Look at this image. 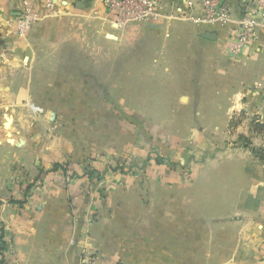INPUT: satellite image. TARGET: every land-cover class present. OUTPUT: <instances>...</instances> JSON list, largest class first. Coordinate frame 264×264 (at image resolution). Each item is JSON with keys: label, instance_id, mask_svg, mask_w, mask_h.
I'll return each instance as SVG.
<instances>
[{"label": "crops", "instance_id": "0c3cea01", "mask_svg": "<svg viewBox=\"0 0 264 264\" xmlns=\"http://www.w3.org/2000/svg\"><path fill=\"white\" fill-rule=\"evenodd\" d=\"M248 1L253 2L225 0L229 21L221 24L201 21V0H159L157 19L123 23L104 0H0V224L12 239L9 264H81L86 258L97 264H205L199 258L206 255L227 258L212 264H264V196L258 204L248 203L251 206L244 207L239 217L212 216L211 233L205 231L204 222L171 217L163 234L145 238L164 241L147 254L131 248L143 237H124L125 229L116 234L111 220L92 207L70 218L68 208L59 206L61 200L45 198L43 188L37 189L41 199L22 200L26 178L38 177V164L48 156L62 159L60 151L66 145L53 137L54 144L50 141L46 150L44 116L29 117L28 103L46 111L41 98L45 81L89 78L79 75L91 74L94 25L106 17H111L119 35L132 29L138 48L155 49L152 58L165 65L166 80L186 85L195 81L198 96L234 101H227L222 109L232 114L246 109L238 98H259L247 109L264 115V28L255 29L250 43L235 39ZM25 10L34 19L19 28ZM246 166L258 170L253 162ZM15 198L20 200L10 201ZM88 212L96 216L89 218ZM206 243L211 250H206Z\"/></svg>", "mask_w": 264, "mask_h": 264}, {"label": "rangeland", "instance_id": "374dc122", "mask_svg": "<svg viewBox=\"0 0 264 264\" xmlns=\"http://www.w3.org/2000/svg\"><path fill=\"white\" fill-rule=\"evenodd\" d=\"M101 21L94 25L91 74L79 75L89 78L45 81L46 111L28 103L29 117L44 116L46 150L53 137L66 147L62 159L48 156L38 164L39 178L25 177L22 200L41 199L37 189L43 188L45 198L61 200L70 218L92 207L111 220L116 234L125 229L124 237H143L131 248L144 254L163 245L145 238L163 234L171 217L204 222L211 233L212 216L239 217L248 203L258 204L264 196V115L247 105L259 98H238L246 109L224 112V104L234 101L198 96L195 81L166 80L165 65L152 58L155 49L138 48L132 29L119 35L111 17ZM54 107L60 111L48 112ZM249 162L260 171L248 169ZM5 240L10 245L0 264L12 259L8 233ZM199 259L212 264L227 258Z\"/></svg>", "mask_w": 264, "mask_h": 264}, {"label": "built area", "instance_id": "2783aa9c", "mask_svg": "<svg viewBox=\"0 0 264 264\" xmlns=\"http://www.w3.org/2000/svg\"><path fill=\"white\" fill-rule=\"evenodd\" d=\"M105 6L113 13L118 14V22L126 20L148 21L158 17L159 0H104ZM204 15L201 21L218 22L226 24L229 21V11L225 0H201ZM51 9L52 5L47 4ZM34 19L29 10H25L19 16L18 27L24 26ZM264 28V0L248 1L239 19L235 31V39L240 44L250 43L254 40L256 28ZM81 264H97L91 258H86Z\"/></svg>", "mask_w": 264, "mask_h": 264}, {"label": "trees", "instance_id": "16d2710c", "mask_svg": "<svg viewBox=\"0 0 264 264\" xmlns=\"http://www.w3.org/2000/svg\"><path fill=\"white\" fill-rule=\"evenodd\" d=\"M6 232L3 228V226L0 225V254L3 257V254L5 253L6 249L10 244L5 240Z\"/></svg>", "mask_w": 264, "mask_h": 264}, {"label": "water", "instance_id": "95a60500", "mask_svg": "<svg viewBox=\"0 0 264 264\" xmlns=\"http://www.w3.org/2000/svg\"><path fill=\"white\" fill-rule=\"evenodd\" d=\"M206 38H210V36L206 35Z\"/></svg>", "mask_w": 264, "mask_h": 264}]
</instances>
